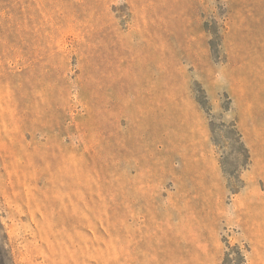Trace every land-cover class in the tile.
I'll return each mask as SVG.
<instances>
[{
  "label": "rangeland",
  "instance_id": "obj_1",
  "mask_svg": "<svg viewBox=\"0 0 264 264\" xmlns=\"http://www.w3.org/2000/svg\"><path fill=\"white\" fill-rule=\"evenodd\" d=\"M0 264H264V0H0Z\"/></svg>",
  "mask_w": 264,
  "mask_h": 264
}]
</instances>
